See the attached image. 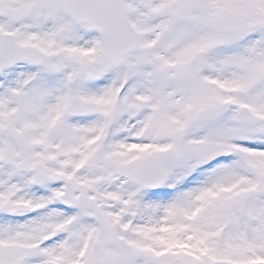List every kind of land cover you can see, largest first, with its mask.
I'll return each instance as SVG.
<instances>
[{
  "label": "snow or ice",
  "instance_id": "obj_1",
  "mask_svg": "<svg viewBox=\"0 0 264 264\" xmlns=\"http://www.w3.org/2000/svg\"><path fill=\"white\" fill-rule=\"evenodd\" d=\"M0 264H264V0H0Z\"/></svg>",
  "mask_w": 264,
  "mask_h": 264
}]
</instances>
